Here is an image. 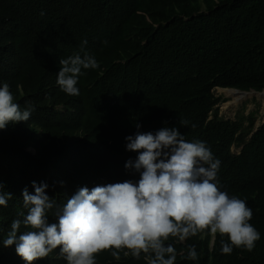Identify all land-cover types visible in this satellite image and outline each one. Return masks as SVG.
Instances as JSON below:
<instances>
[{
	"label": "trees",
	"instance_id": "1",
	"mask_svg": "<svg viewBox=\"0 0 264 264\" xmlns=\"http://www.w3.org/2000/svg\"><path fill=\"white\" fill-rule=\"evenodd\" d=\"M85 39L99 67L84 70L80 95L68 96L56 83L59 61L83 56ZM4 82L21 110L30 101L34 111L28 121L0 129V183L12 195L0 206V264H26L15 245L4 247L2 240L26 214L23 191L34 194L33 182L47 184L46 193L62 205L61 198L66 203L83 187L138 181L125 167L138 156L127 150L126 137L164 127L206 143L221 161V190L246 201L250 223L262 234L253 251L230 255L221 253L219 235L170 238L175 264H264V123L256 128L255 111L220 117L224 98L214 93L218 87L264 90V0H0V86ZM29 147L37 152H26ZM49 154L66 158L60 193L46 179ZM48 220L58 222L51 213ZM190 245L196 260L187 258ZM34 264L67 262L56 250ZM96 264L147 261L143 254L136 259L121 251L117 260L103 251Z\"/></svg>",
	"mask_w": 264,
	"mask_h": 264
},
{
	"label": "clouds",
	"instance_id": "2",
	"mask_svg": "<svg viewBox=\"0 0 264 264\" xmlns=\"http://www.w3.org/2000/svg\"><path fill=\"white\" fill-rule=\"evenodd\" d=\"M87 44L86 39L80 44L83 56L77 53L59 61L56 83L68 96L80 95L77 84L84 70L99 67L96 58L85 51ZM32 111L30 101L23 110L14 102L7 82L0 86V129L10 122L28 121ZM179 122L181 126L189 123L186 119ZM126 140L127 150L138 156L125 167L139 174L138 181L126 180L91 190L83 187L66 203L61 198L62 205L46 193L47 184L33 182L34 194L23 191L26 214L11 222L3 246L15 245L26 264L47 258L56 250L67 264H96V256L103 251H110L117 260L123 251L124 256L131 254L136 259L143 254L147 264H175L176 250L166 242L170 238L185 241L204 233L221 237L222 254L230 255L234 249L254 250L262 234L250 223L253 211L245 200L221 190V161L214 158L205 142H188L175 127H164L155 134L138 131ZM25 150L37 152L31 147ZM240 150L232 147L234 154H240ZM67 153L66 148L61 149V155ZM46 160L52 161L47 165L46 179L57 186L64 176L66 158L49 154ZM11 197L0 183V206L7 207ZM50 213L58 222L49 223ZM22 228L25 230L18 235ZM187 258H198L195 245L189 246Z\"/></svg>",
	"mask_w": 264,
	"mask_h": 264
},
{
	"label": "rangeland",
	"instance_id": "3",
	"mask_svg": "<svg viewBox=\"0 0 264 264\" xmlns=\"http://www.w3.org/2000/svg\"><path fill=\"white\" fill-rule=\"evenodd\" d=\"M228 93H227V92ZM215 89L214 93L216 96H221L224 98L219 104V115L225 119H235L237 113L243 110V113L248 116L251 112H256V125L264 122V98L257 95L248 96L247 94L238 95V93L231 90ZM231 96V97H229ZM237 99H235V98ZM241 99V101H239ZM239 101V102H238ZM213 118V116L211 117Z\"/></svg>",
	"mask_w": 264,
	"mask_h": 264
},
{
	"label": "bare ground",
	"instance_id": "4",
	"mask_svg": "<svg viewBox=\"0 0 264 264\" xmlns=\"http://www.w3.org/2000/svg\"><path fill=\"white\" fill-rule=\"evenodd\" d=\"M223 90H230V89H223ZM227 92V91H226ZM233 92H236V93H238V95H242L243 97H247V96H244V94H247L249 97L250 96H253V95H257V96H259V97H261V98H264V92H261V93H257V92H249V93H240V92H237V91H233ZM228 93V92H227ZM229 97H231V96H229ZM235 98V97H234ZM236 99V98H235ZM237 100V99H236ZM239 101H241V99L239 100ZM238 101V102H239Z\"/></svg>",
	"mask_w": 264,
	"mask_h": 264
},
{
	"label": "water",
	"instance_id": "5",
	"mask_svg": "<svg viewBox=\"0 0 264 264\" xmlns=\"http://www.w3.org/2000/svg\"><path fill=\"white\" fill-rule=\"evenodd\" d=\"M232 91H234V90H232ZM235 91L240 92V93H248V92H244V91H240V90H235ZM254 92H256V91H254Z\"/></svg>",
	"mask_w": 264,
	"mask_h": 264
}]
</instances>
